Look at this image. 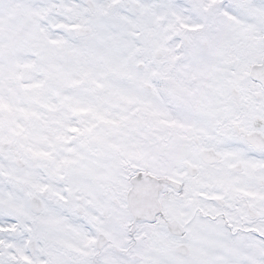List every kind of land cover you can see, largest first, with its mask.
<instances>
[{"label":"flooded vegetation","instance_id":"obj_1","mask_svg":"<svg viewBox=\"0 0 264 264\" xmlns=\"http://www.w3.org/2000/svg\"><path fill=\"white\" fill-rule=\"evenodd\" d=\"M146 3L155 40L168 46L147 87L159 100L158 117L143 110L139 120L152 133L132 156L113 147L89 151L86 166L50 187L16 182L26 199H41V211L27 206L24 218L13 206L14 244L9 256L0 246V261L241 264L248 247L254 264L263 263L264 88L249 77L258 60L246 62L264 51L263 27L242 30L232 14L241 0ZM131 4L140 8L125 1ZM145 173L159 181L151 218L132 210L133 178Z\"/></svg>","mask_w":264,"mask_h":264},{"label":"rangeland","instance_id":"obj_2","mask_svg":"<svg viewBox=\"0 0 264 264\" xmlns=\"http://www.w3.org/2000/svg\"><path fill=\"white\" fill-rule=\"evenodd\" d=\"M94 1L90 12L84 0H0V150L6 148L0 155V245L6 256L15 239L13 206L28 216L16 182L50 187L60 175L86 166L95 149L113 147L132 156L152 133L141 127V112L158 117L159 100L142 83H151L160 62L164 68L167 58L159 61L154 52L168 46L155 40L152 19L141 9L125 7L124 0ZM239 18L243 31L258 32L264 0H242ZM78 25L92 33L75 38ZM139 61L148 64L141 71ZM16 157L25 161L23 168L14 164ZM253 258L244 247L241 264H254ZM7 259L0 264H10Z\"/></svg>","mask_w":264,"mask_h":264},{"label":"water","instance_id":"obj_3","mask_svg":"<svg viewBox=\"0 0 264 264\" xmlns=\"http://www.w3.org/2000/svg\"><path fill=\"white\" fill-rule=\"evenodd\" d=\"M88 33H89V29L88 28H80L77 31V34H79V35H85V34H88ZM252 75H253L254 78H256L259 81H261L263 83V85H264V57H263V63H262V65L259 66V67H257L256 69H254L252 71ZM152 183H154V182H152ZM142 189H144V188H142ZM144 191H145V196L147 198H150V200L149 199H147V200L148 201H151L152 200L153 201V204H154V199H153V195H152V193H153L152 191L153 190L151 191L152 192L151 194H148L145 189H144ZM35 204H37V202H35ZM32 205H34V202H32Z\"/></svg>","mask_w":264,"mask_h":264}]
</instances>
